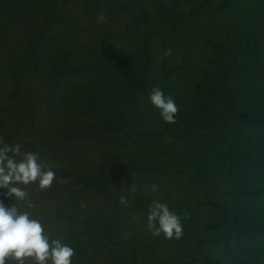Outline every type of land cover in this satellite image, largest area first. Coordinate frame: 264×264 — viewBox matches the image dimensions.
<instances>
[{
  "label": "rangeland",
  "instance_id": "374dc122",
  "mask_svg": "<svg viewBox=\"0 0 264 264\" xmlns=\"http://www.w3.org/2000/svg\"><path fill=\"white\" fill-rule=\"evenodd\" d=\"M204 1L0 4V141L19 144L21 155L38 153L55 172L46 190L38 183L20 185L35 204L21 210L40 220L50 239L73 247L74 257L84 264H255L264 247V237L236 240L221 229V221L238 214L264 231V197L252 199L245 193L264 188V165L258 162L264 157V128L253 129L260 140L240 141L231 152L221 142L197 145L186 139L185 119L179 121L181 112L200 104L210 76L233 59L239 64L233 82L239 90L238 108L264 115V0H237L231 10L219 13L203 7ZM212 1L214 8L223 4ZM101 13L105 22L97 19ZM37 26L44 30L45 56L25 63L24 38ZM143 49L149 54L147 67ZM169 49L171 55L165 56ZM140 64L146 67L142 69L149 86L134 119L124 109L119 128L112 132L62 137L76 127L96 128L103 76L122 88L139 74ZM231 85L224 84L222 91ZM153 88L175 100L176 123H166L151 104ZM218 102L187 123L197 138L229 128L225 123L230 116L224 114L229 109L220 114ZM148 165L155 171L148 172L151 179L144 175ZM80 175L110 180L104 185L107 193L79 183ZM6 193L0 188V202L11 207L14 198ZM121 196L128 207L119 203ZM153 200L167 203L181 217L180 239L151 235L147 215ZM109 218H115V236L106 246L99 228Z\"/></svg>",
  "mask_w": 264,
  "mask_h": 264
},
{
  "label": "trees",
  "instance_id": "16d2710c",
  "mask_svg": "<svg viewBox=\"0 0 264 264\" xmlns=\"http://www.w3.org/2000/svg\"><path fill=\"white\" fill-rule=\"evenodd\" d=\"M236 2L237 0H223V4L221 7L214 8V5H212V0H205L204 3L201 5L207 9L211 7L219 13L221 11L228 10V8L229 10H231ZM6 3V0H0L1 5L4 6L6 5ZM175 5L176 2L174 3V6ZM44 36V30L37 26L35 28L33 27L31 29L30 34L26 36V38H24V50L21 56L24 59L25 63L30 62L39 56L41 60L45 56L44 52L46 49V40ZM210 42L214 44L217 41L211 38ZM141 56L142 60L144 61V65L147 67L148 63L150 62V59L146 49L142 50ZM145 66H141V70H139L138 72L139 74L134 79L130 80V82H128L122 88L119 87L118 81H115L112 77L107 76L106 78H104L103 76L101 80L102 90L100 92L99 97V99L102 101L103 106L101 108L98 126L92 129H81L76 127L73 132L62 133V137L71 136L74 133H79L85 137H97L102 132H112L116 128H119L118 123H120V112L124 109H127L129 114L132 116V119H134L136 115H134L135 109L141 102V100H143L144 96H146V90L149 86V82L144 78V69H146ZM237 68H239V64L236 59H233L232 61L223 64L219 69L215 71V73L210 76L208 82L203 86V97L200 104L180 113L179 121L183 122L185 119L186 122V129L182 132L186 139H189L192 142L197 141V145L204 143L206 144V142H221L224 143L227 146V150L231 152L234 149L232 148V145H236L240 141L257 142L258 140H260V135H257L253 131V129L264 128V115H253L248 110L239 109L238 104L235 100L239 95V90H236L235 85L233 84L235 78L234 74ZM228 83L230 85L232 84L231 88L223 92V85H227ZM218 100V105L222 106L220 114L226 112V109H229L228 112L224 113H228V115L230 116L229 121H226L225 123V126L229 125V128L226 130V132H219L217 134H212V132H209L205 137L200 136L197 138V136H195L193 132L190 131V129L187 127V123H193L194 121L199 119L202 116V109H208L209 106L214 105V103H216ZM262 138L264 139V134ZM258 162L260 165H264V157L259 158ZM153 168L154 167L152 165H148L145 168L146 173H144V175L148 179L152 178V175L148 172L154 171ZM78 182L95 189L101 194H106L107 189L104 185L109 183L110 180L90 175H80L78 178ZM245 193L248 197L252 199H257L259 197H264V188L248 190ZM109 220V222L108 220L103 222L99 228V236L102 240L105 241L106 246L110 245V240L115 236V218H109ZM222 222L223 224L221 225V229L228 238L235 237L236 240L244 239L252 241L259 240L260 238L264 237L263 228L258 224H253V221L249 217H244L235 214V216L232 217L229 222H226V220L221 221V223ZM208 226L209 224L207 225V227ZM208 241L217 242L215 238H210ZM239 263L240 262H237V264ZM72 264L84 263L80 257H73ZM189 264L196 263L190 262ZM202 264L219 263L213 261H203ZM255 264H264V247L261 248Z\"/></svg>",
  "mask_w": 264,
  "mask_h": 264
},
{
  "label": "clouds",
  "instance_id": "9594fccd",
  "mask_svg": "<svg viewBox=\"0 0 264 264\" xmlns=\"http://www.w3.org/2000/svg\"><path fill=\"white\" fill-rule=\"evenodd\" d=\"M97 19L105 22L107 17L101 13ZM164 55L170 56L171 50H166ZM149 100L166 123H176L179 109L170 95L153 88ZM54 179L55 172L40 161L38 153L25 152L21 155L19 144L0 146V188L7 189L6 195L14 198L11 207L0 202V264H72L75 249L60 239H50L40 220L21 210L25 206L34 208L35 204L29 201L28 192L20 185L38 183L40 190H46ZM156 190L157 185H152V191ZM131 191L135 192L134 186ZM119 203L129 206L123 196ZM188 218L189 214L184 213V219ZM147 227L153 237L163 234L167 239H180L183 235L181 217L171 212L167 203L157 200L149 206Z\"/></svg>",
  "mask_w": 264,
  "mask_h": 264
}]
</instances>
